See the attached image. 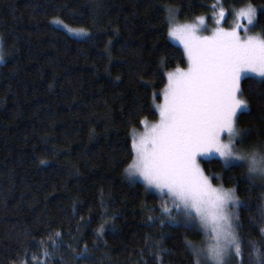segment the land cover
<instances>
[{
  "label": "trees",
  "instance_id": "16d2710c",
  "mask_svg": "<svg viewBox=\"0 0 264 264\" xmlns=\"http://www.w3.org/2000/svg\"><path fill=\"white\" fill-rule=\"evenodd\" d=\"M215 2L0 0L7 61L0 64V264H33L34 256L48 264H157L149 254L155 241L167 250L163 264H193L185 240L199 243L202 234L170 224L161 197L125 169L131 129L158 118L153 94L167 82L163 73L187 66L179 41L168 36L165 9H179L176 21H185L211 14ZM249 2L258 9L260 32L264 0H222L228 9ZM258 80L241 81L249 103L239 117V127L250 130L246 149L264 146ZM161 100L157 95L155 103ZM216 159H202L206 174L221 176L212 181L225 188L238 186L247 205L240 209L247 264V241H259L264 226V188L249 190L245 169L224 170Z\"/></svg>",
  "mask_w": 264,
  "mask_h": 264
},
{
  "label": "snow or ice",
  "instance_id": "6c2138e0",
  "mask_svg": "<svg viewBox=\"0 0 264 264\" xmlns=\"http://www.w3.org/2000/svg\"><path fill=\"white\" fill-rule=\"evenodd\" d=\"M211 7L216 25L211 35L200 34L205 29L206 17L180 24L176 22L179 9H165L168 36L183 46L187 67L177 66L163 73L167 82L161 93L153 94L158 120L151 125L147 118L139 120L143 132L131 129L132 159L125 172L130 178L140 177L147 189H155L167 197L161 213L170 224L202 234L199 243L185 240L193 264H229L230 260L245 264L240 209L247 205L237 195L238 186L213 185V179L222 177L206 174L201 158L215 154V162L222 169H245L242 175L249 190L264 188V146L252 149L237 146L250 133L249 129L239 127L240 115L249 109L241 81L251 73L264 87V29L248 34L255 27L258 14L250 2L231 10L234 20L229 28L222 26L229 14L222 0H216ZM51 23L63 25L76 35L86 34L83 29L69 28L58 18ZM6 62L0 49V63ZM160 67H167L165 61L161 60ZM157 95L162 97L158 104ZM260 223L264 225V205L260 206ZM103 229L101 225L97 234L102 235ZM60 235L55 233L56 237ZM258 235L259 241H247L250 249L247 264H264V226L259 228ZM52 243L53 247L60 246L56 240ZM152 248L157 251L152 252ZM166 251L159 247V241L149 245V254L157 264H163L161 253ZM49 255L44 248L42 256ZM32 260L33 264H48V259L34 256Z\"/></svg>",
  "mask_w": 264,
  "mask_h": 264
},
{
  "label": "rangeland",
  "instance_id": "374dc122",
  "mask_svg": "<svg viewBox=\"0 0 264 264\" xmlns=\"http://www.w3.org/2000/svg\"><path fill=\"white\" fill-rule=\"evenodd\" d=\"M223 7H224L226 10H229V14L227 15L226 20L223 22L222 26H223L224 28H229V27L232 25V23H233L234 16L231 14V10H232V9H228V8H226L225 6H223ZM217 11H218V9H217ZM212 13H213V11H212ZM212 13L209 14V15H202V16L200 15V16H198V17H206V26H205V29L200 33L201 35H211L212 30L216 27V25H215V21H214V19H213V15H212ZM198 17H196V18H194V19H192V20L176 21V22H177V23H180V24H184V23H194V22H196V19H197ZM245 23H246V22H245ZM72 33L75 34L74 32H72ZM256 33H259V31H258L255 27H251V28H250V31H249L248 34H249V35H253V34H256ZM75 35H76V34H75ZM241 35H244V33L242 32ZM177 41H178V40H177ZM179 44H180V43H179ZM180 45H181V44H180ZM181 47L183 48L182 45H181ZM0 49H2V52H3V54H4V50H3V46H2L1 39H0ZM4 56H5V54H4ZM5 58H6V56H5ZM0 64H1V63H0ZM186 67H187V66H186ZM186 67H184V68H186ZM248 75H251V76L256 77L254 74H251V73H249ZM257 78H258V77H257ZM161 102H162V100H161ZM161 102H160V103H161ZM157 120H158V118H157ZM157 120L152 121V122L148 121V123L151 125L152 123H155ZM136 130H137L138 132H143V131H144V126H142L141 129H136ZM225 139H227L226 136H225ZM237 146H238V147H243V148H245V146H244L243 144H240V145H237ZM209 158H216V157H215V154L204 156V157L201 158V161H202V159H209ZM132 178H133L134 181H138V182L142 183V184L145 186V188H146V185L144 184L143 180H142L140 177L136 176V177H132ZM212 183H213L214 186H220V183H215V182H213V181H212ZM146 189H147V188H146ZM147 190L157 193V194L161 197L163 203H164V201L167 199V197H162V196H161V195H160L155 189H147ZM173 215H175V212H173ZM231 261H232V260L229 261V264L231 263Z\"/></svg>",
  "mask_w": 264,
  "mask_h": 264
}]
</instances>
